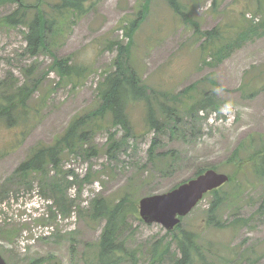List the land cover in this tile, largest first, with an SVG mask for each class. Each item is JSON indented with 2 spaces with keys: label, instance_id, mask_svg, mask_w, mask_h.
I'll use <instances>...</instances> for the list:
<instances>
[{
  "label": "rangeland",
  "instance_id": "1",
  "mask_svg": "<svg viewBox=\"0 0 264 264\" xmlns=\"http://www.w3.org/2000/svg\"><path fill=\"white\" fill-rule=\"evenodd\" d=\"M21 1L25 16L42 8L55 23L46 36L48 48L33 55L25 21H4L22 9L0 0L1 98L6 87H33L27 117L11 126L0 120V252L7 263L99 264L106 220L93 216L90 201L116 203L129 193L126 201L135 203V212L124 219L119 237L134 260L116 264H172L182 258V231L196 233L186 264H264V177L253 173L250 162L229 160L235 149L246 159L264 139V0H179L183 14L164 0H149L127 62L148 88L159 122V105L175 106L177 129L149 128L143 101H131L128 133L106 115L95 126H89L91 119L82 149L65 152L55 168L38 172L18 167L98 106L99 85L115 69L117 43H128L125 32L144 0H85L82 12L65 17L54 7L59 0ZM53 55L84 67L83 75L59 80L49 69ZM251 139L252 150L243 151ZM201 169L233 175L219 187L227 194L214 220L206 214L211 193L173 230L140 218L141 198L168 192Z\"/></svg>",
  "mask_w": 264,
  "mask_h": 264
},
{
  "label": "trees",
  "instance_id": "2",
  "mask_svg": "<svg viewBox=\"0 0 264 264\" xmlns=\"http://www.w3.org/2000/svg\"><path fill=\"white\" fill-rule=\"evenodd\" d=\"M9 1L18 4L19 8L22 9V13L17 14V11H14L12 14L7 15L4 21L9 24H17L20 20L25 21V26L27 27L26 39L28 40L31 54L34 55L41 48L47 49L48 44L46 36L48 32L51 33L53 31L52 27L55 22L47 17L42 8H36L34 15L27 17L25 16L26 7L21 0ZM83 1L85 0H59V3L55 4L54 7L58 15H63L65 17L82 12L81 6ZM164 1L167 2L175 13L183 14V7L179 0ZM148 4L149 0H144L142 9L137 13L138 19H134L127 28L125 34L128 38V43L125 45L117 43L118 55L114 61L115 69L109 72L99 85L98 94L100 101L98 106L91 111V114L73 119L54 145H42L37 147L31 157L19 165V171L38 172L48 165H52V167L55 168L62 154L65 152L75 153L82 149L83 145L89 140L87 125L91 119L89 126H95L97 119L104 118L106 115L111 120L112 125L120 126L128 133L130 130V123L126 114V106L131 101H143L145 105L146 122L149 128L159 129L161 125H168L173 129H177L179 124L178 119L180 117L175 115V106H170L168 102L161 103L158 110L164 115L162 121L159 122L155 110L149 104L148 88L141 83V77L138 72L127 62L128 50L134 42L135 31L140 26L144 14L147 12ZM213 32H215V30L207 31L206 34L212 35ZM48 52L51 51L48 50ZM49 69L55 71L61 81H72L74 77L82 76L85 71V68L79 64H72L67 58H57L55 55H53ZM32 92L33 87H29L27 84L14 86V88L6 87V90L2 94V98L0 94V120H4L3 122L5 124L11 126L25 119L29 112V106L27 104ZM179 94L180 92L176 93L174 98H179ZM195 112L194 106L189 107L188 113L191 118ZM96 126H99V123ZM89 131L92 132V128ZM252 141L253 139L249 142V146L243 144L241 147L243 151L247 147L252 150ZM261 141L262 147L252 150L246 159H242V157L239 158L238 149H235L229 160L238 161V165H245L250 162L253 173L264 177V139ZM112 142L109 150L117 143H115L114 140ZM155 144L156 141L152 140L150 147H154ZM202 171L205 170L201 169L197 174H201ZM232 180L233 175H229V180L227 182L231 183ZM209 193H211L214 198L210 202L206 214L208 215L209 221H212L215 219L213 213L219 210L222 203H225L224 195L227 194V192L224 191L222 193L221 188H218ZM128 198H131L129 193L124 194V197L116 203L96 199V197H93L90 201L94 213L93 216H102L105 217L106 220L98 243L99 264H116L124 260L125 257L134 260V252L126 251L124 241L119 237L124 219L129 213L135 212L136 205L135 203L126 201ZM60 201L61 200L58 199L57 203H60ZM124 202H127V205H124ZM217 223L219 222L217 221ZM178 227H180V224L175 228ZM53 233L54 232L51 234ZM195 235V232L182 231L180 233V236L177 237V242L180 246L182 258L176 259L172 264H186L190 261V252H192L195 247ZM115 255H117L116 258ZM42 260L44 259L35 260L33 264L41 262Z\"/></svg>",
  "mask_w": 264,
  "mask_h": 264
},
{
  "label": "water",
  "instance_id": "3",
  "mask_svg": "<svg viewBox=\"0 0 264 264\" xmlns=\"http://www.w3.org/2000/svg\"><path fill=\"white\" fill-rule=\"evenodd\" d=\"M228 179L224 173L207 169L168 192L141 198L138 201L140 217L145 223H158L166 230H172L202 200L204 194L220 187ZM0 264H7L1 254Z\"/></svg>",
  "mask_w": 264,
  "mask_h": 264
}]
</instances>
